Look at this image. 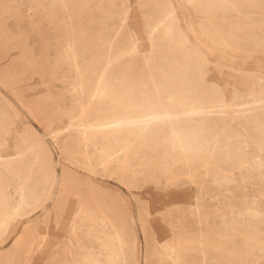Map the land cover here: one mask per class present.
<instances>
[{
	"label": "rangeland",
	"instance_id": "obj_1",
	"mask_svg": "<svg viewBox=\"0 0 264 264\" xmlns=\"http://www.w3.org/2000/svg\"><path fill=\"white\" fill-rule=\"evenodd\" d=\"M0 206V264H264V0H0Z\"/></svg>",
	"mask_w": 264,
	"mask_h": 264
},
{
	"label": "bare ground",
	"instance_id": "obj_2",
	"mask_svg": "<svg viewBox=\"0 0 264 264\" xmlns=\"http://www.w3.org/2000/svg\"><path fill=\"white\" fill-rule=\"evenodd\" d=\"M30 8V7H29ZM29 11V10H28ZM31 11V10H30ZM32 19V18H31ZM37 26V25H36ZM46 26V25H45ZM160 26V25H159ZM158 27V26H157ZM157 27L155 28V31L157 30ZM37 30V28H36ZM154 30V29H153ZM152 30V31H153ZM70 45V44H69ZM31 60V59H30ZM76 61V60H75ZM26 63V62H25ZM76 65V64H75ZM80 72H84L82 69L80 70ZM85 74V73H84ZM81 79V78H80ZM85 81V80H84ZM84 84V83H83ZM82 84V86H83ZM99 85L103 88L106 87V83L104 80V76L101 77V81L99 83ZM83 88V87H82ZM77 91V90H76ZM77 93V92H76ZM77 96V95H76ZM182 103V102H181ZM141 106L127 100L125 101L123 107L121 110L126 111V115L125 117H121L119 119H104V122L102 123L101 127H105L106 129L104 130H100L101 133L106 134L107 133V129H111L109 127L112 126H117L114 129H112V132H116L118 130H120L122 132L123 129H127V131H129L131 133L132 136H137L138 134H140L141 132H143V130H145L148 125L152 122L155 121L157 119L160 118L159 115H166L164 114V112L161 113H153L150 109H147L145 112H139L137 111L138 108H140ZM143 109V108H142ZM188 116V115H187ZM90 128V127H89ZM95 130V129H94ZM98 130V129H97ZM84 131V130H83ZM86 133H88L87 131H84ZM100 133V132H99ZM89 134V133H88ZM87 134V135H88ZM86 135V138H87ZM113 135V134H112ZM93 139V138H92ZM173 139L177 142H184L185 141V137L181 134L178 133H174L173 135ZM86 141V139H85ZM87 143V142H86ZM89 143V142H88ZM87 143V145H88ZM87 151V150H86ZM110 155V154H109ZM1 207V206H0Z\"/></svg>",
	"mask_w": 264,
	"mask_h": 264
}]
</instances>
